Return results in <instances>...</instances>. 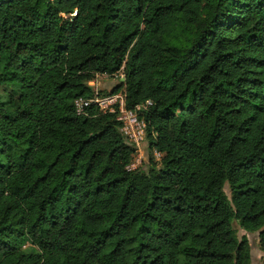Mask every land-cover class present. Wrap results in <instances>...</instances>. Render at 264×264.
I'll use <instances>...</instances> for the list:
<instances>
[{
  "label": "trees",
  "instance_id": "obj_1",
  "mask_svg": "<svg viewBox=\"0 0 264 264\" xmlns=\"http://www.w3.org/2000/svg\"><path fill=\"white\" fill-rule=\"evenodd\" d=\"M119 71L145 170L74 104ZM233 221L264 251V0H0V264H250Z\"/></svg>",
  "mask_w": 264,
  "mask_h": 264
},
{
  "label": "rangeland",
  "instance_id": "obj_2",
  "mask_svg": "<svg viewBox=\"0 0 264 264\" xmlns=\"http://www.w3.org/2000/svg\"><path fill=\"white\" fill-rule=\"evenodd\" d=\"M66 15H63V19H67ZM122 80L121 71L115 73L114 75H105V74H97L89 82V84L93 87L95 92H104L110 93L112 95L119 94V99H123L122 91H119L115 94L111 93L112 89L116 87L120 81ZM159 156L148 147L147 142L144 140L138 146H136V153L134 154V158L132 162L135 164V168H139L141 170H145L148 168L150 163L153 161H157ZM224 190L227 195L229 193L228 185L224 186ZM233 227L237 232V236L240 238L242 235H245L248 239L250 245V254H251V262L250 264H264V251L260 247V241L258 237V231L256 232H246L243 230L237 223V221H233Z\"/></svg>",
  "mask_w": 264,
  "mask_h": 264
},
{
  "label": "built area",
  "instance_id": "obj_3",
  "mask_svg": "<svg viewBox=\"0 0 264 264\" xmlns=\"http://www.w3.org/2000/svg\"><path fill=\"white\" fill-rule=\"evenodd\" d=\"M97 104L103 111H116V119L121 122L120 132L126 140L133 146H138L145 140L144 137V123L138 116V110L141 106H136L134 110H128L124 107L123 99H119V94H109L106 96H95L93 99L77 98L74 101L77 113H83V108L89 104ZM149 103V101H148ZM159 156L160 154L156 152ZM128 169H134L135 164L132 162L127 166Z\"/></svg>",
  "mask_w": 264,
  "mask_h": 264
}]
</instances>
